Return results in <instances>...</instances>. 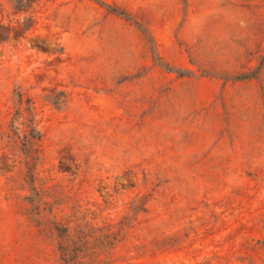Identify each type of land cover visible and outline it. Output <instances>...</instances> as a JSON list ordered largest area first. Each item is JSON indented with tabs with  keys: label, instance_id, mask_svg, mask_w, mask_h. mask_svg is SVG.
Returning <instances> with one entry per match:
<instances>
[{
	"label": "rangeland",
	"instance_id": "obj_1",
	"mask_svg": "<svg viewBox=\"0 0 264 264\" xmlns=\"http://www.w3.org/2000/svg\"><path fill=\"white\" fill-rule=\"evenodd\" d=\"M0 264H264V0H0Z\"/></svg>",
	"mask_w": 264,
	"mask_h": 264
}]
</instances>
